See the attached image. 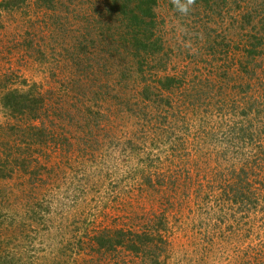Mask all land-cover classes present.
I'll return each instance as SVG.
<instances>
[{
  "label": "rangeland",
  "instance_id": "rangeland-1",
  "mask_svg": "<svg viewBox=\"0 0 264 264\" xmlns=\"http://www.w3.org/2000/svg\"><path fill=\"white\" fill-rule=\"evenodd\" d=\"M157 1L163 52L141 81L121 43L106 53L107 0H15L2 11L0 94L47 92L69 136L63 152L41 154L50 169L36 183L0 180V254L10 262L106 264L90 244L98 230L137 231L163 216L164 264H264V188L249 206L257 215L203 195L242 169L264 184V51L253 53L264 44V0H194L187 14ZM165 77L180 89H162ZM8 115L0 107V148L13 143L1 130L16 123Z\"/></svg>",
  "mask_w": 264,
  "mask_h": 264
},
{
  "label": "trees",
  "instance_id": "trees-1",
  "mask_svg": "<svg viewBox=\"0 0 264 264\" xmlns=\"http://www.w3.org/2000/svg\"><path fill=\"white\" fill-rule=\"evenodd\" d=\"M41 1L46 6H51V0ZM14 5L15 0H4L0 3V18L2 11L5 12ZM157 6V0H107L106 18L109 24L105 29L108 42L106 53H110L111 56V51H116V47L121 43L120 51L129 57L125 60V69L134 70L135 75L140 77L139 81L142 80L144 69L163 52L162 41L156 33ZM114 23L116 26H113ZM78 47L79 52L86 51L83 45L79 44ZM259 48L262 53L263 42L253 45L255 49L253 53H257ZM129 77L132 78V75L126 78ZM161 80L156 83L166 91L179 90L181 87L180 81L173 77H165ZM117 82L120 83L116 80L115 83ZM142 82L145 83V81ZM141 87L144 101H150L151 98L148 96L150 87L146 84H141ZM46 98L50 99L47 92L39 94L31 88L23 92L16 89L4 90L0 94L1 109L6 111V115L9 114V117L16 120L12 126L1 127V130L9 133L13 143L3 142L1 145L0 180L9 179L15 173H21L32 179L30 182L36 183L37 179L41 178V170L50 169L47 164L49 159L43 164L40 159L41 154L45 151L47 153L63 152L69 136L59 133L53 118L55 109L47 105L49 101ZM85 123L87 127L91 126L89 121ZM223 178L226 179V175ZM227 180L228 184L225 187L220 184L218 192L204 190L205 198H212L211 200H214L212 202L218 203L221 208L224 202H230L237 207L240 216L257 215L258 209L254 208L251 211L249 206L254 205L251 201H259L255 193L259 191L258 187L264 188L261 181L263 179L252 178L250 172L242 169L237 174L231 171L227 175ZM259 192V195H262L264 191ZM0 225H2L1 216ZM166 235L167 226L164 217L160 216L148 219L138 226L137 231L120 227L98 230L90 237V244L93 253H106L109 258L106 259L108 260L106 264H164L168 245ZM121 252L129 255V262L119 259ZM13 255L2 250L0 264H14L8 258H13Z\"/></svg>",
  "mask_w": 264,
  "mask_h": 264
},
{
  "label": "clouds",
  "instance_id": "clouds-1",
  "mask_svg": "<svg viewBox=\"0 0 264 264\" xmlns=\"http://www.w3.org/2000/svg\"><path fill=\"white\" fill-rule=\"evenodd\" d=\"M172 3L178 8L181 13L187 14L190 6L194 3V0H186V3H181V0H172Z\"/></svg>",
  "mask_w": 264,
  "mask_h": 264
}]
</instances>
